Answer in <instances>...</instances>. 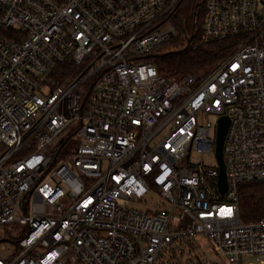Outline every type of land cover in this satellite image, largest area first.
I'll list each match as a JSON object with an SVG mask.
<instances>
[{
    "label": "built area",
    "instance_id": "obj_1",
    "mask_svg": "<svg viewBox=\"0 0 264 264\" xmlns=\"http://www.w3.org/2000/svg\"><path fill=\"white\" fill-rule=\"evenodd\" d=\"M179 1L0 0V233L24 227L0 264H168L198 234L228 264H264V211L242 222L238 195L264 187V0H205L201 43L238 44L207 72L161 75ZM61 65L84 68L57 84ZM223 116L225 193L216 159L189 160L215 158ZM73 123L76 150H49ZM150 196L157 210L130 207Z\"/></svg>",
    "mask_w": 264,
    "mask_h": 264
},
{
    "label": "trees",
    "instance_id": "obj_2",
    "mask_svg": "<svg viewBox=\"0 0 264 264\" xmlns=\"http://www.w3.org/2000/svg\"><path fill=\"white\" fill-rule=\"evenodd\" d=\"M205 15V0H180L167 21L174 27L176 37L167 43L172 51L153 54L152 64L161 75L183 72L199 74L207 72L214 64L226 58L239 42L238 38L201 43L202 24ZM264 50V36L260 40ZM195 46V49L191 47ZM82 66L61 65L53 78L57 84L74 79L83 71ZM264 187L260 183H245L239 186V213L242 222L256 221L262 217ZM170 258H175L170 255ZM177 258H181V255Z\"/></svg>",
    "mask_w": 264,
    "mask_h": 264
},
{
    "label": "rangeland",
    "instance_id": "obj_3",
    "mask_svg": "<svg viewBox=\"0 0 264 264\" xmlns=\"http://www.w3.org/2000/svg\"><path fill=\"white\" fill-rule=\"evenodd\" d=\"M169 51H172L171 46L164 45L159 48L154 54L161 55ZM211 123L213 124L212 129L210 130L211 137L215 136V122L216 118H210ZM76 124H72L69 128L63 133V135L58 139V142H55L53 145L49 146V150L53 151L59 147V142L66 140L62 148V153L74 152L76 147L79 144V138L74 134ZM190 162L200 163L202 160L205 165H215L214 154L209 153H194L192 152L189 157ZM162 202L158 197L150 196L145 199V202H133L130 204V207L139 209L142 211L145 210H157L155 204ZM24 227L18 223L12 224L0 233V244L4 245V249L0 250V256L2 258H8L11 255L18 253V248L16 242L20 238ZM6 239L7 241H4ZM185 242L182 244L181 248L176 250L178 254L177 257L181 255L180 259H171L168 258V264H228L226 259L220 254L215 253L208 239L202 235H193L184 238ZM251 262L254 264L257 263V260L251 259Z\"/></svg>",
    "mask_w": 264,
    "mask_h": 264
},
{
    "label": "water",
    "instance_id": "obj_4",
    "mask_svg": "<svg viewBox=\"0 0 264 264\" xmlns=\"http://www.w3.org/2000/svg\"><path fill=\"white\" fill-rule=\"evenodd\" d=\"M228 127L229 119L225 116L220 117L217 122L215 133V159L218 167L217 187L221 193H225L227 190V177L222 149Z\"/></svg>",
    "mask_w": 264,
    "mask_h": 264
}]
</instances>
